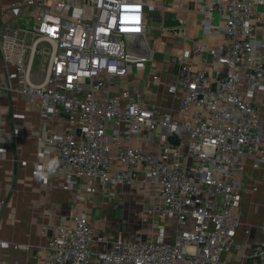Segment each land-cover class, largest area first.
Returning <instances> with one entry per match:
<instances>
[{
	"label": "built area",
	"instance_id": "2783aa9c",
	"mask_svg": "<svg viewBox=\"0 0 264 264\" xmlns=\"http://www.w3.org/2000/svg\"><path fill=\"white\" fill-rule=\"evenodd\" d=\"M22 2L41 9L32 26L0 29V100L18 96L51 123L38 140L70 186L82 182L79 198L97 185L113 198L138 183L143 222L174 217L180 224L172 239L124 237L105 250L106 237L79 210L61 216L36 264H218L239 228L252 230L240 209L249 158L264 175V37L255 36L264 0H195L205 32L220 29L224 39L199 43L195 51L212 60L202 68L182 63L168 84L177 115L161 114L139 89H111L147 59L139 53L146 43L129 39L145 33L151 0ZM37 53L49 56L43 74L32 69ZM6 121L0 105V141L9 138ZM24 132L15 125L14 136ZM250 258L264 264V238Z\"/></svg>",
	"mask_w": 264,
	"mask_h": 264
},
{
	"label": "crops",
	"instance_id": "0c3cea01",
	"mask_svg": "<svg viewBox=\"0 0 264 264\" xmlns=\"http://www.w3.org/2000/svg\"><path fill=\"white\" fill-rule=\"evenodd\" d=\"M40 9V4L33 11L32 5L23 4L22 0H0V29L16 25L32 26L38 21ZM258 10L262 13V19L257 23L255 36L261 39L264 37V4L258 5ZM168 12L177 13L182 25L165 27L164 19ZM199 18L195 0H151V5L146 7L145 33L129 39L130 46L135 41L146 43L147 48L139 53H146L147 59L136 64L126 77L116 80L111 85L112 92L127 87L139 89L147 102L157 107L161 114L172 112L177 115L178 100L168 92V84L177 78L182 63L190 62L193 67L202 68L205 66L204 60H212L210 54L195 51L199 43L213 46L224 39L220 29L206 33ZM0 105L9 134L8 140L0 141V150L3 151L0 158V264H36L39 246L47 244L62 215L75 216L79 210H86L93 223L94 213L111 198L103 195L100 185L79 198L82 182L70 186L65 174L60 171L56 156L45 154L38 140L41 130L49 129L51 123L43 122L40 113L30 109L18 96H13L12 102L2 98ZM19 123L25 125L24 135L14 136V127ZM141 142V139L135 138L134 143ZM50 165L54 171L49 170ZM37 171L44 178H37ZM252 176L256 179L255 191L252 190ZM243 179L245 188L240 202L241 221L252 230L250 234H245L244 227H240L230 250L221 254L218 264H251V248L264 238L261 228L264 218V175L262 170L252 167V158L247 162ZM127 187L138 197L140 221L153 226L149 235L140 236L150 239L154 234H161L172 239L180 226L177 219L159 217L143 222L141 212L146 205L142 199L143 187L138 183ZM119 188L116 196L126 189L125 186L121 191ZM109 242L106 237L100 247L110 249L113 242ZM18 243L29 244L30 247L16 248L15 244Z\"/></svg>",
	"mask_w": 264,
	"mask_h": 264
},
{
	"label": "rangeland",
	"instance_id": "374dc122",
	"mask_svg": "<svg viewBox=\"0 0 264 264\" xmlns=\"http://www.w3.org/2000/svg\"><path fill=\"white\" fill-rule=\"evenodd\" d=\"M48 62L47 54L37 53L32 67L33 72L43 74ZM125 187L124 192L108 199L107 203L92 216L97 234L107 237L109 244L122 237L146 236L153 230L152 225H144L140 221L141 206L137 201L138 197L130 187Z\"/></svg>",
	"mask_w": 264,
	"mask_h": 264
},
{
	"label": "water",
	"instance_id": "95a60500",
	"mask_svg": "<svg viewBox=\"0 0 264 264\" xmlns=\"http://www.w3.org/2000/svg\"><path fill=\"white\" fill-rule=\"evenodd\" d=\"M182 23V20L178 18L177 13L175 12H168L164 19L165 27H179Z\"/></svg>",
	"mask_w": 264,
	"mask_h": 264
},
{
	"label": "clouds",
	"instance_id": "9594fccd",
	"mask_svg": "<svg viewBox=\"0 0 264 264\" xmlns=\"http://www.w3.org/2000/svg\"><path fill=\"white\" fill-rule=\"evenodd\" d=\"M54 163H55V162H53V164H54ZM49 170H50V171H54V168L50 165V166H49ZM36 176H37V178H44V177L41 176V173H40L39 171L36 172Z\"/></svg>",
	"mask_w": 264,
	"mask_h": 264
}]
</instances>
